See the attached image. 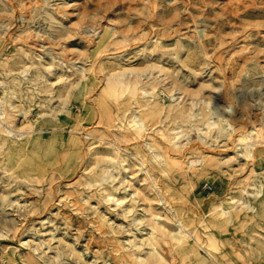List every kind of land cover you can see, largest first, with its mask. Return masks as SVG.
Listing matches in <instances>:
<instances>
[{
	"label": "rangeland",
	"instance_id": "rangeland-1",
	"mask_svg": "<svg viewBox=\"0 0 264 264\" xmlns=\"http://www.w3.org/2000/svg\"><path fill=\"white\" fill-rule=\"evenodd\" d=\"M250 1H0V264H264Z\"/></svg>",
	"mask_w": 264,
	"mask_h": 264
},
{
	"label": "bare ground",
	"instance_id": "bare-ground-1",
	"mask_svg": "<svg viewBox=\"0 0 264 264\" xmlns=\"http://www.w3.org/2000/svg\"><path fill=\"white\" fill-rule=\"evenodd\" d=\"M1 2H3V1H5L3 4L5 5V6H7V8L8 9H12L13 8V6H12V4H13V2H9V1H11V0H0ZM14 1V0H13ZM90 1H92L93 3H94V6L96 7V8H98V9H100V8H102V9H107L108 7H111V6H113V5H115V4H118L119 2H121V1H124V0H90ZM250 4H253V5H255L256 3H255V1H250L249 2ZM259 8V7H264V2H263V4L261 5V6H258V5H255L253 8L254 9H256V8ZM11 11V10H10ZM43 12H45V13H50L51 12V9H49V8H44V11ZM48 14H47V16H48ZM81 14H83V12H75L73 15L74 16H79V15H81ZM87 15H89V16H91V14H87ZM155 24L157 25V26H159V24L160 23H157V22H155ZM44 25V21H43V19L41 20V24H40V26L42 27ZM69 26H66V27H64V28H67L66 30H64L63 32H62V30H61V32H62V34L63 35H59V36H65V37H67V35H69V32H70V28H68ZM88 27H90V25L89 24H86V25H84L83 26V29H85L86 30V28H88ZM47 29V28H46ZM60 29V28H59ZM49 30L51 31V29L49 28ZM58 30V29H57ZM242 30H245V32H253L254 34H258V33H263L264 32V23H256V24H251L250 26H248L246 29H242ZM37 31H41V28H39ZM48 31V30H47ZM60 32V31H59ZM41 33H45V30H42L41 31ZM50 33H52V31L50 32ZM59 34V33H58ZM36 35H39V36H41V34H39L38 32H36ZM49 35V34H48ZM50 36V35H49ZM58 37V36H57ZM65 37H64V39H65ZM59 38V37H58ZM49 46V45H48ZM48 46H44L43 44H36V45H34V49L36 50V49H50L51 50V46L50 47H48ZM67 61V60H66ZM70 62V61H69ZM106 78H107V80H108V82L110 83L112 80H114V82H117V81H120L121 80V78L118 76V74L116 73L115 75L112 73V72H108L107 74H106ZM145 93V92H144ZM63 103V102H62ZM61 103V104H62ZM63 107V104L60 106V108H59V110L60 109H63L62 108ZM1 113V112H0ZM2 114V113H1ZM0 120H1V122L3 123V119H2V117H0ZM5 123V122H4ZM8 126H9V124L7 125V123H6V127H7V129H4L3 130V132L6 134V135H14V136H17V135H19V134H17V133H15L14 134V132H29L30 130H26V128H24V129H14V128H12V127H9V129H8ZM249 126L251 127V128H253V122H251L250 124H249ZM255 129V128H254ZM10 130H13L14 132H12V131H10ZM256 130V129H255ZM20 135H22L21 133H20ZM26 135H27V133L26 134H23L22 135V137L24 136V137H26ZM29 139H24V140H22L21 142H18V143H11V144H14V145H18V146H25L26 144H28L29 143ZM12 142H14V141H12ZM33 144H34V146L36 147V145H37V142H35V141H33L32 142ZM38 165H39V162L37 161V160H34L33 161V168H36V167H38ZM31 166V165H30ZM0 235H1V231H0ZM183 234L182 235H180V236H178V238H180V237H182L183 238ZM192 247V246H191ZM187 248H189V246L187 247Z\"/></svg>",
	"mask_w": 264,
	"mask_h": 264
},
{
	"label": "built area",
	"instance_id": "built-area-1",
	"mask_svg": "<svg viewBox=\"0 0 264 264\" xmlns=\"http://www.w3.org/2000/svg\"><path fill=\"white\" fill-rule=\"evenodd\" d=\"M203 188H208V189H210V187H208L207 185H204V187Z\"/></svg>",
	"mask_w": 264,
	"mask_h": 264
}]
</instances>
